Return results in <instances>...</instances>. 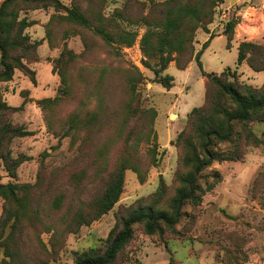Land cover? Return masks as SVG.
<instances>
[{
  "label": "rangeland",
  "instance_id": "obj_1",
  "mask_svg": "<svg viewBox=\"0 0 264 264\" xmlns=\"http://www.w3.org/2000/svg\"><path fill=\"white\" fill-rule=\"evenodd\" d=\"M59 1L92 22L102 14L134 34L135 43L110 48L51 1L17 0L8 9L6 23L18 18L29 24L24 36L31 45L24 50L13 41L9 52L35 73L37 84L19 68L0 84L7 108L0 112V264H75L102 255L137 209L172 214L177 192L188 188L198 160L207 158L203 138L187 128L192 111L206 106L202 72L220 74L242 95L264 94V72L248 66L258 51L252 57L245 50L248 60L238 64L242 43L264 47V0H219L213 23L195 35L194 56L214 37L202 70L194 62L178 71L172 62L162 74L175 78L172 92L153 72L160 70L159 54L143 51L146 34L158 31L144 20H160L164 8L158 7L174 2L180 9L187 0ZM178 10L171 18L181 17ZM228 23L233 41L227 48L218 36ZM125 72L139 80L129 114ZM208 89L212 107L236 110L213 81ZM252 118L233 123L231 140H213L209 152L216 161L198 179L201 202H186L174 229L161 224L154 236L135 225L114 264H264V110ZM223 121L216 117L217 126ZM121 167L119 202L93 219Z\"/></svg>",
  "mask_w": 264,
  "mask_h": 264
},
{
  "label": "trees",
  "instance_id": "obj_2",
  "mask_svg": "<svg viewBox=\"0 0 264 264\" xmlns=\"http://www.w3.org/2000/svg\"><path fill=\"white\" fill-rule=\"evenodd\" d=\"M17 0H5L0 9V52H1V70H0V84L12 81L14 71L19 68L28 75H31V81L34 85L37 84L35 73L28 70L26 66L21 64L16 58H13L9 52L11 44L16 41L18 47L24 50H29L31 45L29 41L26 42L24 36L25 30L29 27L26 20L18 22V18L12 20L11 23H6L7 11L16 3ZM51 1L55 4L57 9H62L67 12L68 20L77 23L80 26L89 28L93 34L99 36L104 43L110 48L131 47L135 43V35L128 31L121 30L113 21L105 18L102 14L91 18L90 21L81 14L77 9L73 8L68 10L59 0H44ZM176 0L175 2H177ZM219 0H187L183 8H178L179 3L169 2L161 7L164 8V16L160 20L146 19L145 24L150 29L158 30L157 32H149L143 39V51L149 52L155 50L160 56V70H154V74L158 83L166 90L170 91L174 87V78L171 76H163L162 74L167 71L168 66L172 62H176L177 68L180 71H185L189 68L190 64L195 61L202 70L201 57L204 51L209 47L210 42L214 37L212 36L206 42L202 50L195 55L194 40L197 31L205 25L213 23L215 16V9ZM155 8H157L155 6ZM179 10H178V9ZM182 15L178 20L171 18L175 15L177 10ZM232 24L228 23L224 32L228 40V47H230L233 38L231 36ZM14 33H16L14 35ZM233 33V32H232ZM14 37V38H13ZM13 38V40H12ZM157 45V47H155ZM116 48V49H117ZM245 50H251V56L254 57L253 51H258L257 61L254 59H247ZM173 55H177L173 59ZM248 60V66L255 72H264V47L252 44L242 43L238 49V64ZM205 79V107L194 109L189 116L188 130L194 131L201 138H203L204 154L206 160H198V165L194 173L189 175V182L187 189H180L172 201L173 213L169 214L165 211H156L154 208H139L132 212L126 219L123 220L122 229L110 240L109 246L102 255L96 256H82L76 259L75 264H114L120 253L126 246L133 240L135 225L144 224V232L147 236H154L161 228V224L174 229L179 223L181 211L186 202L194 201L200 203L203 197V191L198 186V179L202 171L210 167L216 159L209 152L213 140L220 143L231 140L234 135L233 123L243 122L249 123L253 120V114L264 110V94L258 96L253 93L249 95H242L232 86L225 85L221 77L216 74H206L202 72ZM138 73V78L140 79ZM124 88H127L131 95V100L127 104L126 111L129 114L131 111V103L136 99L135 91L132 85L139 81L136 75L128 73L123 74ZM213 81L215 86L222 91V94L231 99L237 106L233 112L220 108L218 104L212 107L208 102V86ZM5 104L0 94V112L6 110ZM216 109V110H215ZM146 115L153 114V112H146ZM222 117L224 121L220 125H216V117ZM226 121V122H225ZM185 133L180 135L184 138ZM1 151V145H0ZM1 159V158H0ZM124 167H121L115 174L113 182L105 191L104 195L96 204V214L93 219H98L101 216L109 213L119 202L124 188ZM8 190V188H6ZM12 196L15 198V192L10 190ZM83 217V216H81ZM83 219V218H82Z\"/></svg>",
  "mask_w": 264,
  "mask_h": 264
},
{
  "label": "crops",
  "instance_id": "obj_3",
  "mask_svg": "<svg viewBox=\"0 0 264 264\" xmlns=\"http://www.w3.org/2000/svg\"><path fill=\"white\" fill-rule=\"evenodd\" d=\"M64 4H66V3H68V2H70V0H61ZM213 31V30H212ZM218 38H226L225 37V35L222 33V32H220V35L218 36ZM226 40H227V38H226ZM212 41H213V39H212ZM211 41V42H212ZM228 41V40H227ZM210 42V43H211ZM234 45H236L237 47L239 46V44L238 43H236L235 42V44H233V47H234ZM209 47H210V45H209ZM208 47V48H209ZM41 48L42 49H46V44L44 43L42 46H41ZM227 48H228V44H227ZM232 49V48H231ZM207 50V49H206ZM205 52V51H204ZM204 54V53H203ZM203 56V55H202ZM202 58V57H201ZM195 61H193L191 64H190V66H192V64L194 63ZM190 66H189V68H190ZM189 68L187 69V70H189ZM186 70V71H187ZM179 71V70H178ZM182 72H185V71H182ZM207 74H209L208 72H206ZM211 74H215V73H211ZM222 74V73H221ZM216 75H220V74H216ZM175 79V78H174ZM202 83L204 84V88H205V79L203 78V75H202ZM174 88V87H173ZM173 88L169 91V92H172V90H173ZM204 100H205V98H204ZM204 103H205V101H204Z\"/></svg>",
  "mask_w": 264,
  "mask_h": 264
}]
</instances>
